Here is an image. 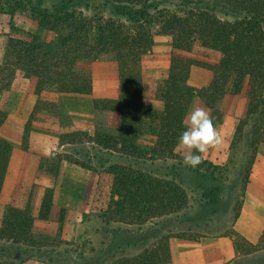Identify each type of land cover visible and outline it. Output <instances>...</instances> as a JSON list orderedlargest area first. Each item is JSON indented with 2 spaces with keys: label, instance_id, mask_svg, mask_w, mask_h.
Instances as JSON below:
<instances>
[{
  "label": "trees",
  "instance_id": "trees-1",
  "mask_svg": "<svg viewBox=\"0 0 264 264\" xmlns=\"http://www.w3.org/2000/svg\"><path fill=\"white\" fill-rule=\"evenodd\" d=\"M28 1L35 31L9 23L5 34L0 62V131L7 118L3 99L18 82H29L37 106L49 92L90 94L91 65L95 61L115 62L116 95L97 99L92 105V135L87 142L95 152L86 162L71 157L66 160L97 173L92 210L98 218L106 226H120L112 230L116 237L136 236L133 241L109 242L112 249L108 254L116 255L110 264H173V238L197 242L205 236L193 233L198 224L181 220L193 210L182 185L140 164L178 158L175 149L193 98L188 78L194 66L213 73L202 96L214 113L227 88L244 96L245 112L236 125L234 141L245 143L250 154L247 165L253 164L264 147V0H102L99 5H90L89 0H66L50 9L33 7ZM154 25L170 38L169 69L165 78L149 81L144 75V58L153 45ZM196 47L219 52V62L199 61L193 53ZM146 102L157 107L146 108ZM73 135L60 136V143L73 142ZM145 135L154 140L149 147L142 142ZM11 153V145L0 135V194ZM63 160L60 156L53 159L55 171H47L42 163L39 171L55 175ZM204 164L212 166L203 160L199 166ZM211 168L210 175L215 177V167ZM203 197L210 198L207 193ZM241 205L242 201L231 217V233L225 234L232 238L239 254L229 264L264 258V230L256 244L233 230ZM51 207L52 195L46 190L39 216L48 218ZM32 222L26 209L13 207L10 198L0 221V242H10L17 251L24 245H39ZM149 222L154 226L140 231ZM130 227L140 228L139 232H131ZM11 247L1 250H8L11 257ZM30 258L14 256L11 263L0 264H21Z\"/></svg>",
  "mask_w": 264,
  "mask_h": 264
},
{
  "label": "rangeland",
  "instance_id": "rangeland-1",
  "mask_svg": "<svg viewBox=\"0 0 264 264\" xmlns=\"http://www.w3.org/2000/svg\"><path fill=\"white\" fill-rule=\"evenodd\" d=\"M65 1L28 2L33 7L50 9L62 6ZM88 3L99 5L102 0H89ZM13 12L14 15H11ZM9 23L26 31H35L36 24L30 19L25 0H0V62ZM152 34L153 45L144 58V75L149 81L165 78L169 69L170 38L160 34L158 25L153 26ZM193 53L201 62L215 65L220 60V53L212 49L196 47ZM91 72L92 89L87 95L49 92L41 97L36 106L35 96L29 93L30 84L24 80L18 82L3 99L7 118L0 135L11 145L12 153L1 194L6 202L12 199L13 207L26 209L33 220L32 233L40 238L41 243L34 248L24 245L17 251L10 242H0V263H11L14 256H29L31 258L21 264H110L116 255L108 254L112 249L109 242L113 239L115 242H128L136 238L133 233L124 238L116 237L112 230L120 229V226H106L98 218L92 210L97 173L66 160L71 157L86 162L87 156L95 152V147L87 142V137L92 135L93 102L117 93L118 67L115 62L95 61ZM212 77L213 73L206 68H191L188 85L193 91V98L187 111L188 114L195 107L207 108L222 137L223 142L219 147L201 155V160L208 161L212 166L204 164L195 169L189 168L182 163V156L176 149V159L140 164L141 168L163 178L174 179L182 185L191 199L193 210L181 220L192 226L198 224L199 228H195L193 233L205 236L201 239L229 236L231 217L237 212L240 201L244 203L248 189L249 199L253 202L257 200L253 195L258 193L261 186L264 188V147L259 149L253 164L248 167L250 154L245 143L234 141L236 125L245 112V98L241 94H233L229 87L214 113L206 106L202 96ZM144 107H157V104L146 102ZM67 134H74L71 137L73 142L61 144L60 136ZM153 141L150 135L142 138L146 147ZM59 156L65 160L61 161L55 175L49 176L39 171L41 163L47 171H55L53 159ZM94 166L97 164L94 163ZM211 167H215V177L210 175ZM46 190L51 192L52 207L48 218L42 219L39 211ZM204 193L209 194L210 198L205 199ZM190 217L195 220H186ZM164 224L168 225L167 222ZM151 226H154L153 222L143 225L140 231ZM129 229L137 233L140 228ZM185 233L189 235V232ZM186 243L192 241L173 238V253ZM3 247L14 248L13 256L8 257V250H1ZM256 260L237 264H264V258Z\"/></svg>",
  "mask_w": 264,
  "mask_h": 264
},
{
  "label": "crops",
  "instance_id": "crops-1",
  "mask_svg": "<svg viewBox=\"0 0 264 264\" xmlns=\"http://www.w3.org/2000/svg\"><path fill=\"white\" fill-rule=\"evenodd\" d=\"M29 93H31L30 89ZM263 191L264 188L261 186L258 193L253 195L257 200L252 202L249 199L248 189L239 216L233 224V230L250 244H256L264 230ZM7 202L3 194H0V216ZM172 254L173 264H229L239 256L234 249L232 238L229 237L202 238L197 242L181 244L176 252L172 251Z\"/></svg>",
  "mask_w": 264,
  "mask_h": 264
},
{
  "label": "clouds",
  "instance_id": "clouds-1",
  "mask_svg": "<svg viewBox=\"0 0 264 264\" xmlns=\"http://www.w3.org/2000/svg\"><path fill=\"white\" fill-rule=\"evenodd\" d=\"M184 123L185 130L178 139L176 151L185 166L195 169L202 163L201 155L219 147L223 141L205 107L193 108Z\"/></svg>",
  "mask_w": 264,
  "mask_h": 264
}]
</instances>
